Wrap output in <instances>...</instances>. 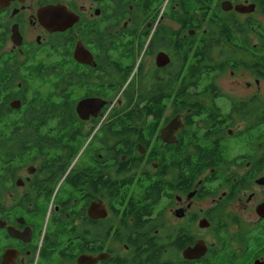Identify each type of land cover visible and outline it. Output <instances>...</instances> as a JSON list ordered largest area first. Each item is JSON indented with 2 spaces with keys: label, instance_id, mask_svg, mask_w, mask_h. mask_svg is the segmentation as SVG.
<instances>
[{
  "label": "flooded vegetation",
  "instance_id": "flooded-vegetation-1",
  "mask_svg": "<svg viewBox=\"0 0 264 264\" xmlns=\"http://www.w3.org/2000/svg\"><path fill=\"white\" fill-rule=\"evenodd\" d=\"M197 51L214 96L182 84ZM242 70L264 81V0H0V264H264V101L216 84Z\"/></svg>",
  "mask_w": 264,
  "mask_h": 264
},
{
  "label": "rangeland",
  "instance_id": "rangeland-1",
  "mask_svg": "<svg viewBox=\"0 0 264 264\" xmlns=\"http://www.w3.org/2000/svg\"><path fill=\"white\" fill-rule=\"evenodd\" d=\"M257 40L256 38L252 37L251 38V45L252 44H256ZM165 48L161 45H159L157 47V49L155 50V53L159 52V51H163ZM172 55V54H171ZM223 58H229L230 60H236V61H240L242 60L243 62H248V58L243 55L240 52L237 51H232L229 48H224V53H223ZM178 57L177 56H173V58H171V65L174 67V71L172 72H164L163 76L164 78H166L167 76H171V78L173 79L175 77V74L178 73V69L180 67V63L178 61ZM154 75L155 72L151 71V68L149 66H147L146 68H144L143 72H137V78L136 74L134 75V82H132L131 84H129L127 87L125 86L126 84H120V87H124L126 89H128L129 92H131L130 94L133 95L134 97L136 95H143L145 93H147L151 86L154 84ZM110 81L112 82H117L116 81V77L114 75L110 76ZM120 82V81H119ZM174 84H176L175 81H173ZM216 84L220 89V92L223 93L224 96L227 97H237V98H246L247 95L251 96L253 94H256L258 97V100H262V102L264 101V81H260L258 83V86L256 84V82L254 81V78L248 73V72H243L242 71H237V72H226L224 74H222L220 77H218L216 79ZM247 84L249 86H247ZM176 91V88H174ZM196 101H199L201 103H207L209 101L208 98H193ZM192 99V100H193ZM123 96L116 94L115 96H113L112 102H114V108L117 109L120 106H117V103L119 101H122ZM218 102H222L221 100ZM263 108V106L261 108H259L258 110H261ZM171 226V225H170ZM170 226L167 224V221H159V233L160 236L164 237L168 228H170Z\"/></svg>",
  "mask_w": 264,
  "mask_h": 264
},
{
  "label": "trees",
  "instance_id": "trees-1",
  "mask_svg": "<svg viewBox=\"0 0 264 264\" xmlns=\"http://www.w3.org/2000/svg\"><path fill=\"white\" fill-rule=\"evenodd\" d=\"M260 37H263L262 34L260 35ZM198 56H199V52L197 51L195 56H194L195 61H193L189 65L188 71L185 72V74L183 75L182 84L185 87L196 86L199 84H206L207 88H206V91L204 93L207 94L208 96L209 95L214 96L215 89L213 88V86L215 85V78H216V75L218 72H213V66H212L213 65L212 64L213 59H212V57L208 51L206 53V57H205V59H206L205 67L207 68V72H203L202 63L204 64L205 59L204 60H198L197 59ZM254 74L256 75V77L263 78L262 72H254ZM70 75L71 74H69V72H62L64 88H65V84L68 83V79H69ZM133 109H135V108H133ZM126 115H137V113H135L133 110H129V112ZM206 158H207V160H209L211 157L206 155ZM208 163L209 162H204L205 165H207Z\"/></svg>",
  "mask_w": 264,
  "mask_h": 264
},
{
  "label": "water",
  "instance_id": "water-1",
  "mask_svg": "<svg viewBox=\"0 0 264 264\" xmlns=\"http://www.w3.org/2000/svg\"><path fill=\"white\" fill-rule=\"evenodd\" d=\"M78 52V50H77ZM76 55L77 53L75 54V58H76ZM85 56H89L88 53L86 51H79L78 52V61H81V62H85V60H83ZM77 59V58H76ZM104 103L100 100H97V99H88V100H85L83 101L82 103H80L77 107V113L79 114V116H83V113H89V114H93L94 111H97L99 109V107H101ZM168 131V129H165V131H163L164 134H166ZM164 141L165 138L163 137ZM197 252V250H191L190 252L189 251H186L184 252V257L187 258L189 254H193ZM199 253L200 250H199ZM84 260L82 259L80 262H83ZM85 262V261H84Z\"/></svg>",
  "mask_w": 264,
  "mask_h": 264
}]
</instances>
